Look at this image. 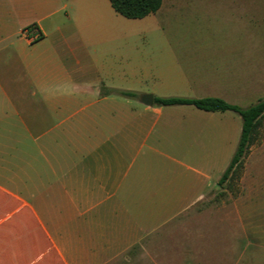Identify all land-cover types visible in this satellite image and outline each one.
<instances>
[{
    "label": "crops",
    "instance_id": "crops-1",
    "mask_svg": "<svg viewBox=\"0 0 264 264\" xmlns=\"http://www.w3.org/2000/svg\"><path fill=\"white\" fill-rule=\"evenodd\" d=\"M188 1L128 19L110 0H0V264H206L217 239L219 264H264V153L238 213H215L240 116L141 100L264 98L251 25L169 37L162 14Z\"/></svg>",
    "mask_w": 264,
    "mask_h": 264
},
{
    "label": "rangeland",
    "instance_id": "rangeland-1",
    "mask_svg": "<svg viewBox=\"0 0 264 264\" xmlns=\"http://www.w3.org/2000/svg\"><path fill=\"white\" fill-rule=\"evenodd\" d=\"M176 14L174 11L171 14H162L171 38L176 37L175 25H178V38L225 41L244 39L245 36L241 35L238 29L248 24L257 30L258 38L264 41V0H194L188 1L187 7L180 8L177 17ZM262 50L264 54V47ZM262 153H264V127L260 141L249 153L252 156L251 165L245 170L243 181L236 180L230 185L225 183L221 187L217 186L215 192L217 215H224L229 210L233 214L238 213L239 206L224 207V205L233 204L239 199L243 185L250 186L255 183L254 164ZM216 225L217 228L222 226L218 223ZM219 241L216 240L215 249L212 247L205 249L206 253L203 257L206 259L203 261L206 264L222 263L220 251L222 246Z\"/></svg>",
    "mask_w": 264,
    "mask_h": 264
},
{
    "label": "trees",
    "instance_id": "trees-1",
    "mask_svg": "<svg viewBox=\"0 0 264 264\" xmlns=\"http://www.w3.org/2000/svg\"><path fill=\"white\" fill-rule=\"evenodd\" d=\"M110 2L114 10L121 16L128 19H141L156 13L161 8L163 0H110ZM115 92L129 98L138 97L135 92ZM154 102L158 106L193 105L205 111H233L238 114L242 121L240 140L231 163L221 177L218 186L221 187L225 183L230 185L232 182L240 180L247 156L252 147L261 139L264 127V98L248 108H241L219 98L155 97Z\"/></svg>",
    "mask_w": 264,
    "mask_h": 264
},
{
    "label": "built area",
    "instance_id": "built-area-1",
    "mask_svg": "<svg viewBox=\"0 0 264 264\" xmlns=\"http://www.w3.org/2000/svg\"><path fill=\"white\" fill-rule=\"evenodd\" d=\"M25 36L30 40H35L39 37V32L35 29H26L24 31Z\"/></svg>",
    "mask_w": 264,
    "mask_h": 264
},
{
    "label": "water",
    "instance_id": "water-1",
    "mask_svg": "<svg viewBox=\"0 0 264 264\" xmlns=\"http://www.w3.org/2000/svg\"><path fill=\"white\" fill-rule=\"evenodd\" d=\"M141 100L144 104L152 106L154 104V96L151 94H144L141 97Z\"/></svg>",
    "mask_w": 264,
    "mask_h": 264
}]
</instances>
